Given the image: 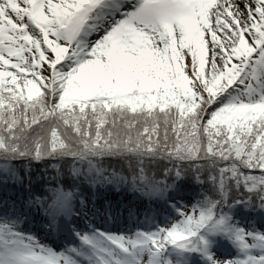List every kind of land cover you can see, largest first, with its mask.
Listing matches in <instances>:
<instances>
[{"label":"snow or ice","instance_id":"6c2138e0","mask_svg":"<svg viewBox=\"0 0 264 264\" xmlns=\"http://www.w3.org/2000/svg\"><path fill=\"white\" fill-rule=\"evenodd\" d=\"M0 264H264V0H0Z\"/></svg>","mask_w":264,"mask_h":264},{"label":"rangeland","instance_id":"374dc122","mask_svg":"<svg viewBox=\"0 0 264 264\" xmlns=\"http://www.w3.org/2000/svg\"><path fill=\"white\" fill-rule=\"evenodd\" d=\"M194 201L191 199V197L189 196H186L185 200H181V203L185 205V207L182 209L184 211H191V207H189ZM173 218L174 219H179V216L178 214H175L173 213ZM161 219H162V216H161ZM170 222H173V221H170ZM218 244L220 246H225L226 245V241H223L221 239L218 238ZM225 258H230V257H225Z\"/></svg>","mask_w":264,"mask_h":264}]
</instances>
